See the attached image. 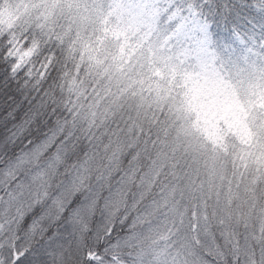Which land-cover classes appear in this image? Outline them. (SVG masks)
<instances>
[{
	"label": "clouds",
	"instance_id": "clouds-1",
	"mask_svg": "<svg viewBox=\"0 0 264 264\" xmlns=\"http://www.w3.org/2000/svg\"><path fill=\"white\" fill-rule=\"evenodd\" d=\"M157 7L163 30L175 5ZM233 14L245 43L264 36V0ZM38 35L0 70V264H264V199L228 204L234 149L181 135L185 89L158 96L139 62L97 68Z\"/></svg>",
	"mask_w": 264,
	"mask_h": 264
},
{
	"label": "rangeland",
	"instance_id": "rangeland-1",
	"mask_svg": "<svg viewBox=\"0 0 264 264\" xmlns=\"http://www.w3.org/2000/svg\"><path fill=\"white\" fill-rule=\"evenodd\" d=\"M157 2L0 0V32L7 30L8 38L13 43L16 41L13 36L19 35L23 47L16 45L13 52L21 59H29L35 53L36 45L41 42L38 34L44 33L50 41L65 47L68 55L79 56L81 61L86 60L91 64L100 61L102 49L109 59L97 68L105 67L106 62H110L108 67L120 69L126 67L129 61L139 62L149 73L158 96L162 91L165 94L171 92L174 86L183 87L185 103L182 109L185 114L193 115L195 111L196 117L198 114L204 117L208 127H213L217 122L238 130L244 136L242 143L247 142L243 146L244 153L253 157L254 162L260 161L263 154L250 149L251 134L246 136L243 130L245 124H250L254 107L264 103V90L260 83L264 77V67L259 62L261 58L252 50L240 47V35L234 36L236 45H222L206 28L197 33L201 24L199 19L192 14L189 18L181 19L174 12L176 8L168 16V25L162 30V10L157 7ZM167 3L169 7L174 5L173 0H167ZM28 33L32 34L29 37L31 44L25 46L23 42ZM260 43L264 45V36H261ZM213 87L227 98V101H222L221 107L211 108L208 105ZM249 91L250 96L245 102L235 95ZM199 100L201 107L198 106ZM187 127L185 125L181 129V135L186 138L189 132ZM212 138L222 142L215 133ZM191 139L194 140L192 136ZM238 177L240 183H236L239 188L232 186L227 193V202L229 205L238 202L236 211L240 212L259 203V200L250 194L243 196V193L236 192V189L253 188L256 178L252 177L247 182L236 172L235 179ZM246 183L251 186L246 187Z\"/></svg>",
	"mask_w": 264,
	"mask_h": 264
},
{
	"label": "trees",
	"instance_id": "trees-1",
	"mask_svg": "<svg viewBox=\"0 0 264 264\" xmlns=\"http://www.w3.org/2000/svg\"><path fill=\"white\" fill-rule=\"evenodd\" d=\"M234 2L235 0H213L212 3H208L206 0H173L175 8L177 9V11H174L175 13L177 12V17L186 19L189 18L191 14L197 17L201 22L197 33H200L202 29L206 28L208 33H210V35L222 45H236L234 36H243V34L239 32V29L236 31L232 30V25L236 18L234 17V14L229 15V9ZM8 35L9 32L7 30L0 32V70L9 67L14 76L20 68L28 63L29 59H21L17 57L15 52H13L16 45V47L19 48L23 47L20 42L21 38H18L19 35L15 34L13 36L14 39L16 38L14 43L10 42L11 40L8 38ZM261 36L259 26H257L256 29H249L246 37L247 42L245 43V40L242 39V46L240 47L252 50L261 58L259 59V62L262 63V66L264 67V45H261L260 43ZM23 43L25 44V41ZM40 45L41 42L36 45L35 53L39 51ZM100 52V61H96L92 64L95 67L102 66V64L109 59L107 55L102 53V49H100ZM68 56L73 57L72 55ZM13 60L16 61L14 64L12 63ZM260 83L263 85L262 90H264V77ZM235 95L238 96L239 100L245 102V99L250 96V91L244 94L238 93ZM262 97L264 98V94ZM209 100L210 103H208V105H210L211 108H214L223 106L222 101H227V98H225L219 89L213 87ZM201 105L202 103H200L199 100L198 106L201 107ZM189 114L195 116V119L192 120L188 125L189 127H187V130H189L187 138L191 141V146L199 150V148L206 149L210 144L212 146V151L217 152V154L219 151L228 153L230 150L234 149V151L231 152V155L235 173L238 172V175H242L243 179L247 182H249V179L252 177L256 178L253 183V188L244 190L236 189V192L243 193V196H248L250 194L259 201L264 199V196H262V193H264V103L254 107L250 124L249 122L245 124L243 130V134L246 136L251 134L250 149L263 154V157L259 159L260 161L256 160V162H254L253 157L244 153L243 146H245L247 142L245 141L242 143L241 139L244 138V136H242V134L240 135L238 130H235L234 128L232 129L231 126L225 123L220 124L217 122L213 127H208L203 116L198 114V117H196L195 111H193V115L191 113ZM189 114H186V117H191ZM214 133L222 139L221 143L212 138ZM191 136L194 140L191 139ZM257 148H262V150H257ZM236 182L240 183L239 177L236 179ZM249 186L251 185L246 183V187Z\"/></svg>",
	"mask_w": 264,
	"mask_h": 264
}]
</instances>
